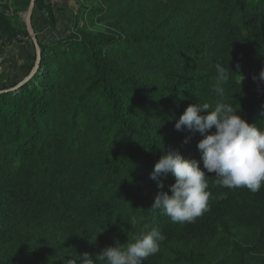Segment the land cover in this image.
<instances>
[{"label": "trees", "instance_id": "16d2710c", "mask_svg": "<svg viewBox=\"0 0 264 264\" xmlns=\"http://www.w3.org/2000/svg\"><path fill=\"white\" fill-rule=\"evenodd\" d=\"M34 1L48 41L37 37L33 77L0 75V264L95 262L152 229L166 239L143 264H264V185L229 189L206 172L207 210L173 223L151 209L174 178L163 189L150 178L167 151L200 160L203 137L175 129L189 105L223 99L264 129V82L253 80L264 0H83L62 37L50 4ZM113 21L122 30L88 29ZM16 36L0 12V40ZM216 63L234 73L223 98Z\"/></svg>", "mask_w": 264, "mask_h": 264}, {"label": "clouds", "instance_id": "9594fccd", "mask_svg": "<svg viewBox=\"0 0 264 264\" xmlns=\"http://www.w3.org/2000/svg\"><path fill=\"white\" fill-rule=\"evenodd\" d=\"M215 72L213 91L223 98V85L234 73L221 63L215 64ZM253 80L264 82V67ZM239 111L240 106L237 108L223 99L217 100L214 106L198 102L186 108L175 123V129L199 133L203 137L197 144L200 160L185 159L179 150L167 151L161 156L150 178L157 181L161 189L169 175L174 178V183L168 185V191L157 194L151 210L161 211L173 223L191 222L202 215L210 197L206 172L215 173L221 187H245L253 193L261 189L264 185V129L248 123L237 114ZM189 139L183 143L187 144ZM132 223L135 224L134 218ZM165 239V235L156 229L143 231L126 246L117 240L114 246L105 247L95 257V262L87 253L80 261L81 264H143L147 257L159 251ZM68 264H76V261L69 260Z\"/></svg>", "mask_w": 264, "mask_h": 264}, {"label": "rangeland", "instance_id": "374dc122", "mask_svg": "<svg viewBox=\"0 0 264 264\" xmlns=\"http://www.w3.org/2000/svg\"><path fill=\"white\" fill-rule=\"evenodd\" d=\"M46 1L50 4L60 24L55 36L62 37L67 35L71 19L73 15L78 13L83 0ZM28 11L29 9L22 10L20 0H0V12L4 13L10 20L13 29L17 33V38L12 39L11 42L10 40H6V38L0 40V75H5L1 77L2 82H6L10 77H13L17 82L27 81L26 74L29 72L35 56L41 54V47L38 44L37 37H39V40H43V42L46 41V39H42L46 34L45 32H47L45 17H43L45 12L33 8L32 16L29 19V26L33 30L32 34L27 26ZM88 29L95 34L106 33V31L115 32L117 29L122 30L120 24L116 21L109 22L106 25L95 22L88 24Z\"/></svg>", "mask_w": 264, "mask_h": 264}, {"label": "water", "instance_id": "95a60500", "mask_svg": "<svg viewBox=\"0 0 264 264\" xmlns=\"http://www.w3.org/2000/svg\"><path fill=\"white\" fill-rule=\"evenodd\" d=\"M33 8H34V1H32V3H31V6H30V8H29V11H28V15H27V17H28V21H27V26H28V28H29V31H30V33H32L33 34V30L31 29V27L29 26V19L31 18V16H32V12H33ZM35 41H36V39H35ZM37 42V41H36ZM35 70H36V67L33 69V72H35ZM31 73V75H30V77L28 78V79H30V78H32L33 77V74L34 73ZM27 79V80H28Z\"/></svg>", "mask_w": 264, "mask_h": 264}, {"label": "built area", "instance_id": "2783aa9c", "mask_svg": "<svg viewBox=\"0 0 264 264\" xmlns=\"http://www.w3.org/2000/svg\"><path fill=\"white\" fill-rule=\"evenodd\" d=\"M0 64H1V59H0ZM1 70V69H0ZM1 74V73H0Z\"/></svg>", "mask_w": 264, "mask_h": 264}]
</instances>
